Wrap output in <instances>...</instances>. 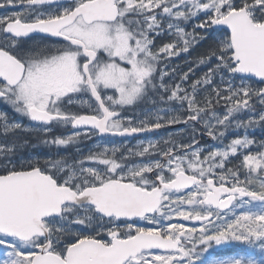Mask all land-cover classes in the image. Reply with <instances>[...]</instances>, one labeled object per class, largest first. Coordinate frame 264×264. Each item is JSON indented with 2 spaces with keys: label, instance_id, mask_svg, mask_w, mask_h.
Listing matches in <instances>:
<instances>
[{
  "label": "snow or ice",
  "instance_id": "6c2138e0",
  "mask_svg": "<svg viewBox=\"0 0 264 264\" xmlns=\"http://www.w3.org/2000/svg\"><path fill=\"white\" fill-rule=\"evenodd\" d=\"M0 9V264H264V0Z\"/></svg>",
  "mask_w": 264,
  "mask_h": 264
},
{
  "label": "flooded vegetation",
  "instance_id": "af4514ba",
  "mask_svg": "<svg viewBox=\"0 0 264 264\" xmlns=\"http://www.w3.org/2000/svg\"><path fill=\"white\" fill-rule=\"evenodd\" d=\"M168 41H169V37L168 36H164V37H161V38H159L157 40V44L159 45L161 43L168 42ZM183 58H186V64L184 65L185 68L188 66V64L190 62L194 63V60L197 59V48L195 47L193 50L190 51V53L185 54V56H183ZM191 79H193V78H191ZM188 83L190 84L191 80ZM175 129L176 128H173L172 131L174 132ZM167 131L164 130V131H159L158 133L153 132V133H147V134H139L138 139H147V138L155 139V138H158L160 136H165L167 134ZM128 139L131 141L132 144H135L137 142V140H133L132 138H128ZM202 139L203 140H199V142L200 143L202 142V144H204L206 142V140H205L204 137H202ZM119 140H117V141H119ZM32 143H35V141L33 140ZM85 144L86 145H92V141H86ZM47 151H48V149L47 148H43V147H36V148L28 147L27 149H25L22 152V155L23 156H29V155L35 156L37 153H39L42 156ZM68 151H72V150L69 149ZM185 223L187 224L189 222H185Z\"/></svg>",
  "mask_w": 264,
  "mask_h": 264
},
{
  "label": "trees",
  "instance_id": "16d2710c",
  "mask_svg": "<svg viewBox=\"0 0 264 264\" xmlns=\"http://www.w3.org/2000/svg\"><path fill=\"white\" fill-rule=\"evenodd\" d=\"M208 46V42L204 41L202 43V45H200L198 48H197V53L201 54L202 52H204L205 48ZM200 75L203 74L204 71H206V68H203L202 67V70H200ZM199 75V76H200ZM230 134V137L233 138L234 136L237 135V133L235 132H229ZM241 134H243V131L241 130ZM250 136H254L255 137V140H256V145H254L253 147H258L259 143L261 141H264V129H260V128H256L254 132L250 133ZM240 159H242V157H240L239 159H235L234 158V163H239L240 162ZM232 165V164H231ZM233 166V165H232Z\"/></svg>",
  "mask_w": 264,
  "mask_h": 264
},
{
  "label": "rangeland",
  "instance_id": "374dc122",
  "mask_svg": "<svg viewBox=\"0 0 264 264\" xmlns=\"http://www.w3.org/2000/svg\"><path fill=\"white\" fill-rule=\"evenodd\" d=\"M233 244L237 245V247H246V246H244V245L236 244L235 242H234ZM222 247H224V246H222ZM214 248H215V247H214Z\"/></svg>",
  "mask_w": 264,
  "mask_h": 264
}]
</instances>
